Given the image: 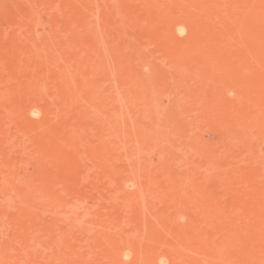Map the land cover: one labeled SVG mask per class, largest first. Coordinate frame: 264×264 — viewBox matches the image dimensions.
<instances>
[{
    "label": "rangeland",
    "instance_id": "1",
    "mask_svg": "<svg viewBox=\"0 0 264 264\" xmlns=\"http://www.w3.org/2000/svg\"><path fill=\"white\" fill-rule=\"evenodd\" d=\"M0 264H264V0H0Z\"/></svg>",
    "mask_w": 264,
    "mask_h": 264
}]
</instances>
